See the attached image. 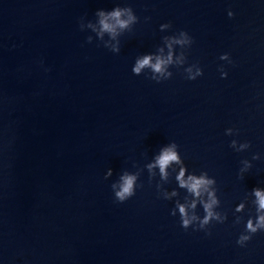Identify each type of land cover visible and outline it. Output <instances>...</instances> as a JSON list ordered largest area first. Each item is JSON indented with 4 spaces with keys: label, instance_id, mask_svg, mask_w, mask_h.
I'll use <instances>...</instances> for the list:
<instances>
[{
    "label": "water",
    "instance_id": "1",
    "mask_svg": "<svg viewBox=\"0 0 264 264\" xmlns=\"http://www.w3.org/2000/svg\"><path fill=\"white\" fill-rule=\"evenodd\" d=\"M257 188L264 0H0V264H264Z\"/></svg>",
    "mask_w": 264,
    "mask_h": 264
},
{
    "label": "clouds",
    "instance_id": "2",
    "mask_svg": "<svg viewBox=\"0 0 264 264\" xmlns=\"http://www.w3.org/2000/svg\"><path fill=\"white\" fill-rule=\"evenodd\" d=\"M127 13V18H122L123 14ZM229 16H233L234 13L232 11H229ZM99 16L102 17L100 19L99 23L101 25V33L102 36L104 32L109 33L112 36H115L117 34V28L125 29L129 26V24L135 22L138 20V16L136 14H133V10L131 6H125V7H117L113 11L105 14L104 12H99ZM109 18H112L115 23L110 22ZM171 26L169 23H164L161 25V28L169 27ZM183 35H187L188 32L186 30H181ZM193 39V38H192ZM89 42H91V37H88ZM180 43H183V41H178ZM113 52H119V47H113L111 49ZM171 61V54L169 55L168 59H162L160 57L156 58V62L153 63V57L151 55H145L142 58H138L135 65L133 66V73L136 75H139L145 67H150L153 72H161L163 70V66ZM152 79H155V77H152ZM255 158H258L255 157ZM179 157L176 154V152L173 150V148H167L163 150L162 155H160L156 161V163L160 166L162 174L166 175V168L168 164L172 161H178ZM178 180H180L181 187H188L191 192H193L196 196L200 195V189L201 186L205 184L211 183L210 180H207L205 178H196V177H189L188 181H185L183 179V176L177 177ZM121 184L119 187V190L115 191V198L119 202H124L128 200L130 197L134 195V182L135 178L131 175H125L121 178ZM116 186L113 185V188ZM255 196L258 198V205L259 210H264V192H262L260 189H255ZM214 202V201H213ZM195 205H193L194 207ZM211 208L210 204H205V210L208 211ZM180 213L182 216V226L187 229L191 221L187 218H184L186 216L185 208L183 205L180 206ZM211 216V212L209 211V216L205 217L204 222L206 223L209 217ZM264 227V215L259 216L258 223L254 226L251 221L247 224V229L251 232L255 233L257 231V228ZM250 236H244L238 239V243L242 244L245 240H250Z\"/></svg>",
    "mask_w": 264,
    "mask_h": 264
}]
</instances>
